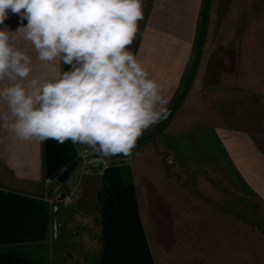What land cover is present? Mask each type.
<instances>
[{"label":"crops","instance_id":"1","mask_svg":"<svg viewBox=\"0 0 264 264\" xmlns=\"http://www.w3.org/2000/svg\"><path fill=\"white\" fill-rule=\"evenodd\" d=\"M204 4L205 0H143V19L139 21L130 51L146 68L149 77L158 83L161 95L168 101L164 106L166 112L179 95L192 65ZM22 23L26 25L27 21ZM5 25L15 32L20 26L19 16L9 12L0 29ZM13 43L31 57L33 71L29 79H44L65 71L62 61L51 64L40 61L33 45L22 37ZM69 68L67 65V70ZM6 83H0V87ZM251 96L264 100V0H229L226 12L224 0H209L202 51L182 101L154 136L127 155H115L128 157L131 163L139 215L149 248L150 225L155 220L142 205L140 194L152 192L149 185L154 187L155 169L160 166L172 175L183 177L209 173L223 184L224 176L235 177L264 205L263 149L249 131L233 128L205 109L208 97L224 100ZM4 105L0 104V112ZM164 116L143 134L154 129ZM0 140V190L45 200L53 207L57 202L46 196L44 141L20 140L9 129L6 132L1 129ZM92 153L95 154V150ZM169 157L172 163L167 161ZM95 174L81 178L82 183L75 186L78 197L65 210L74 214L92 211L88 215H94L96 248L101 251L102 200H97V195L104 186V179L100 173H97L99 177ZM48 214L51 221L49 211ZM154 218L157 222L170 223V213L161 210Z\"/></svg>","mask_w":264,"mask_h":264},{"label":"clouds","instance_id":"2","mask_svg":"<svg viewBox=\"0 0 264 264\" xmlns=\"http://www.w3.org/2000/svg\"><path fill=\"white\" fill-rule=\"evenodd\" d=\"M143 0H0L15 32L0 29V127L20 140L86 144L102 157L129 154L162 115L167 99L130 51ZM26 20L27 24L22 22ZM29 41L46 64L69 70L29 79L31 57L14 46ZM172 163V160H169Z\"/></svg>","mask_w":264,"mask_h":264},{"label":"rangeland","instance_id":"3","mask_svg":"<svg viewBox=\"0 0 264 264\" xmlns=\"http://www.w3.org/2000/svg\"><path fill=\"white\" fill-rule=\"evenodd\" d=\"M228 6L229 0H224V12ZM188 73L189 70L182 87ZM207 102L205 109L215 119L233 128L249 131L264 149L263 99L253 96L224 100L208 97ZM2 111H7L6 104ZM1 129L6 132V128L1 127L0 136ZM83 147L91 148L86 144ZM91 155L105 158L96 151ZM97 168L99 165L92 169ZM154 174V187L149 185L152 192H142L140 201L149 209L152 220H155L150 225L149 241L155 264H264V205L235 177L224 176L223 184L209 173L187 174L183 177L180 174L172 175L161 166L155 169ZM86 175L62 185L60 192H68L75 184L82 183L81 178ZM95 175L100 176L97 173ZM13 186L14 182L11 184ZM109 193L102 186L97 200L103 201V196ZM55 197L53 195L52 198ZM43 202L52 216L44 237L7 244L18 245L34 264H91L96 261L100 249L98 246L96 248L94 237L97 226L94 215H88L92 211H76L74 214L65 210L74 202L64 206L54 201L57 203L53 207L49 202ZM158 210L170 213V223L164 224L153 219L158 216Z\"/></svg>","mask_w":264,"mask_h":264},{"label":"water","instance_id":"4","mask_svg":"<svg viewBox=\"0 0 264 264\" xmlns=\"http://www.w3.org/2000/svg\"><path fill=\"white\" fill-rule=\"evenodd\" d=\"M208 3L209 0H205L198 47L181 92L159 124L142 134L136 145L154 136L183 99L202 51ZM64 68L66 71L67 65L64 64ZM44 143L48 199L53 195L61 196L63 192H59V188L70 180L99 173L101 157L91 155L92 147L88 149L70 141L59 144L52 139ZM97 165L99 168L92 169ZM101 175L107 180L110 193L102 201L103 244L101 258L94 264H155L139 215L129 158L112 155ZM49 223L50 216L42 201L0 190V244L39 240L44 237ZM0 264L18 263L13 254L6 253L0 254Z\"/></svg>","mask_w":264,"mask_h":264},{"label":"flooded vegetation","instance_id":"5","mask_svg":"<svg viewBox=\"0 0 264 264\" xmlns=\"http://www.w3.org/2000/svg\"><path fill=\"white\" fill-rule=\"evenodd\" d=\"M17 246L13 244H0V254H6V253L13 254L16 257V263L18 264H34L31 262L30 256ZM100 258H101V251L97 260L91 264L98 262ZM38 264H48V263H38Z\"/></svg>","mask_w":264,"mask_h":264},{"label":"built area","instance_id":"6","mask_svg":"<svg viewBox=\"0 0 264 264\" xmlns=\"http://www.w3.org/2000/svg\"><path fill=\"white\" fill-rule=\"evenodd\" d=\"M112 156H106L105 158L101 159L100 162V168L99 173L102 174L104 167L107 166L108 159ZM171 159V157L168 158V162ZM172 160V159H171ZM77 198V192L75 190V186L71 187V189L68 192H63L61 196H56L55 198H52L51 201H58L62 205L67 206L72 204Z\"/></svg>","mask_w":264,"mask_h":264},{"label":"trees","instance_id":"7","mask_svg":"<svg viewBox=\"0 0 264 264\" xmlns=\"http://www.w3.org/2000/svg\"><path fill=\"white\" fill-rule=\"evenodd\" d=\"M259 145V144H258ZM263 149V148H262ZM263 151H264V149H263ZM104 187H105V189H108L109 190V185H108V182H107V180L106 179H104ZM110 191V190H109ZM47 208V207H46Z\"/></svg>","mask_w":264,"mask_h":264}]
</instances>
